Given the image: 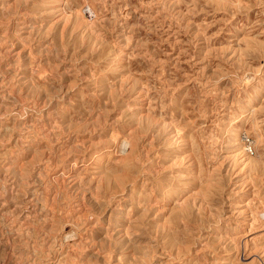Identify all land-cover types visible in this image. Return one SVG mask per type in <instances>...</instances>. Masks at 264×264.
<instances>
[{
	"label": "rangeland",
	"instance_id": "obj_1",
	"mask_svg": "<svg viewBox=\"0 0 264 264\" xmlns=\"http://www.w3.org/2000/svg\"><path fill=\"white\" fill-rule=\"evenodd\" d=\"M0 264H264V0H0Z\"/></svg>",
	"mask_w": 264,
	"mask_h": 264
},
{
	"label": "bare ground",
	"instance_id": "obj_2",
	"mask_svg": "<svg viewBox=\"0 0 264 264\" xmlns=\"http://www.w3.org/2000/svg\"><path fill=\"white\" fill-rule=\"evenodd\" d=\"M82 16V15H81ZM84 18V17H83ZM70 21V20H69ZM241 128L240 129H237L233 132L232 134V137L234 139L235 142L240 143V134H241ZM126 140H128L126 142ZM124 142H125V145H128L130 144V146L132 147L131 150H135V144L132 143L129 139H124ZM116 143V142H115ZM124 145V144H123ZM240 145V146H239ZM238 145V148H237V154L234 155V160L235 162L238 164V170L241 174H248V171H249V167L251 165V161L249 160V157H244L245 154H246V148L244 149L242 144H239ZM117 146V145H116ZM113 149V148H112ZM108 151V150H107ZM110 152H113V151H110ZM108 153V152H107ZM127 155V153H125ZM131 154V153H130ZM129 156V154H128ZM173 186L174 184H172V186L170 185V187L165 191H162L163 192V196H164V202H163V210L167 213L170 212L171 210V205H172V198H173V195L175 193V189H173ZM173 251V250H172ZM171 252V251H170ZM172 255V254H171ZM256 257V256H255ZM251 259V258H250Z\"/></svg>",
	"mask_w": 264,
	"mask_h": 264
}]
</instances>
